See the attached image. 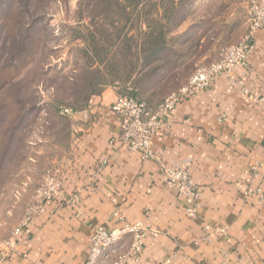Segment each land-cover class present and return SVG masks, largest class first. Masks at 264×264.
Listing matches in <instances>:
<instances>
[{"label": "crops", "instance_id": "crops-1", "mask_svg": "<svg viewBox=\"0 0 264 264\" xmlns=\"http://www.w3.org/2000/svg\"><path fill=\"white\" fill-rule=\"evenodd\" d=\"M120 93L103 89L76 118L59 168L77 204L56 200L37 214L31 231L14 237L5 264H85L96 227L122 224L116 212L145 228L141 260L127 264H264V202L245 195L249 185L264 190V168L247 181L251 167L264 163V30L255 32L249 67L184 100L154 136L155 153L201 184L194 219L185 198L164 184L159 163L142 161L122 140L121 118L111 109ZM130 245L126 236L118 251Z\"/></svg>", "mask_w": 264, "mask_h": 264}, {"label": "rangeland", "instance_id": "rangeland-1", "mask_svg": "<svg viewBox=\"0 0 264 264\" xmlns=\"http://www.w3.org/2000/svg\"><path fill=\"white\" fill-rule=\"evenodd\" d=\"M247 6L248 0H0V249L10 246L44 172L67 156L91 94L115 87L161 102L242 38ZM157 46L150 70L170 64L176 77L146 79L141 88L128 78L146 70Z\"/></svg>", "mask_w": 264, "mask_h": 264}, {"label": "built area", "instance_id": "built-area-1", "mask_svg": "<svg viewBox=\"0 0 264 264\" xmlns=\"http://www.w3.org/2000/svg\"><path fill=\"white\" fill-rule=\"evenodd\" d=\"M247 16L248 29L242 38L236 43L220 48L215 60L199 66L182 87L168 94L158 105L151 106L129 93L118 94L111 105V109L121 118L122 140L131 151L140 155L142 161L154 160L159 163L164 184L185 198L188 203L186 213L191 219L196 218L199 213L201 184L193 179L187 170L166 164L155 153L153 139L161 128L165 125L170 126V122L166 121L167 118L184 100L206 90L217 77L230 74L236 67H249L255 32L264 30V0H248ZM245 93L248 91L245 90ZM62 113L69 114L71 110L62 108ZM262 168L264 163L254 164L251 167L252 174L247 181L252 183ZM245 195L255 196L259 202H264V190L260 187L249 185ZM56 200L63 205H76L79 201L77 192L69 194L64 190L59 166L44 172L32 202L15 230L14 237L21 231L30 232L33 218L44 212L46 207ZM116 214L123 220L122 224L110 230L102 226L96 227L89 240L85 264H98L101 258L112 256L114 258L110 264H127L130 259L137 262L141 260L145 228L140 223L126 220L119 212ZM126 236L131 237V245L126 252L121 253L118 251L119 243ZM12 245L13 240L8 248L0 249V264H5Z\"/></svg>", "mask_w": 264, "mask_h": 264}, {"label": "trees", "instance_id": "trees-1", "mask_svg": "<svg viewBox=\"0 0 264 264\" xmlns=\"http://www.w3.org/2000/svg\"><path fill=\"white\" fill-rule=\"evenodd\" d=\"M175 15V14H174ZM156 42H157V40H156ZM158 48H160V46L158 47H155V50L153 49L150 53H149V57L148 58H146L145 60H144V66L146 65V67H149V69H147L146 67H145V69L146 70H140V72H138L137 74H136V76L135 77H130V78H128V80H137L138 82H139V80L141 81L140 83H139V87L141 86V88H143L144 86H145V84H146V82L145 81H147L146 79H149V80H152L153 81V79H157L156 81H158V80H160V81H163V80H167V79H170V78H175L176 76V72H175V70H170V64H165V63H159L157 66H154L155 68H153V70H150V66L152 65V63L154 62V59L152 58L154 55H155V53L157 52V49ZM160 60V59H159ZM133 76V75H132ZM159 77V78H158ZM99 92H95V93H93V94H91L89 97H88V101H89V99H90V97L93 95V96H95V95H97ZM121 94V93H120ZM131 95H133V96H135L136 98H138V99H140V100H144V99H142V98H140V97H138V96H136V95H134V94H131ZM144 101H146V100H144ZM90 102V101H89ZM148 104H149V102L148 101H146ZM150 105V104H149ZM61 114H63L62 113V108H61ZM63 115H67V114H63Z\"/></svg>", "mask_w": 264, "mask_h": 264}]
</instances>
